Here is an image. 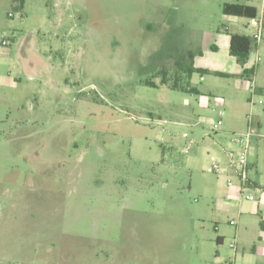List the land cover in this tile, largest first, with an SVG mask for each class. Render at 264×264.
<instances>
[{
    "label": "rangeland",
    "instance_id": "1",
    "mask_svg": "<svg viewBox=\"0 0 264 264\" xmlns=\"http://www.w3.org/2000/svg\"><path fill=\"white\" fill-rule=\"evenodd\" d=\"M226 2L264 4L0 0V264H264V92L229 50L256 28Z\"/></svg>",
    "mask_w": 264,
    "mask_h": 264
},
{
    "label": "trees",
    "instance_id": "2",
    "mask_svg": "<svg viewBox=\"0 0 264 264\" xmlns=\"http://www.w3.org/2000/svg\"><path fill=\"white\" fill-rule=\"evenodd\" d=\"M16 7L23 8L25 4V0H13ZM223 13L226 15H233L238 17H246L250 19L257 18L258 9L254 5H250L247 3L241 2H226L223 5ZM230 35V53L235 57L236 62L241 65L244 70L242 73L243 77H248L252 74L253 70L246 68V64L249 60L250 53L254 48L256 40L249 35L241 34V33H229ZM189 74H191L194 70L192 67L186 68ZM202 73L205 72L203 69H199ZM217 75H226L220 72H215ZM173 88L178 89L181 86H178L177 81H175L172 85ZM183 88V87H182ZM188 91L193 92L194 88L191 86H187ZM261 227L264 228V222H261Z\"/></svg>",
    "mask_w": 264,
    "mask_h": 264
},
{
    "label": "built area",
    "instance_id": "3",
    "mask_svg": "<svg viewBox=\"0 0 264 264\" xmlns=\"http://www.w3.org/2000/svg\"><path fill=\"white\" fill-rule=\"evenodd\" d=\"M10 16H13L12 13L9 14ZM253 24L254 26H257L259 28V30L257 32L254 33L253 38L255 40H259L261 38V27H262V20L258 19V18H254L253 20ZM12 41L11 40H4L3 44L4 45H11ZM249 84H250V88L251 89H255V82L253 79L249 80ZM260 103L262 104V100H260ZM219 123H221V121H219ZM254 137H263L261 135V133L259 132V130L254 127L253 125H250V127L248 128V130L246 131V133L240 137L239 142L240 144H248ZM233 156H235V154L233 153ZM237 157V162L233 163L236 167V172L238 174V177L241 181V186L243 189H246L249 187L250 183H252L251 181V172L253 170V166L249 161V151L248 149H242L240 151L237 152L236 154ZM215 169L219 170V165L215 164ZM229 184H232V181H229ZM245 198L248 200H252L254 199L253 194L247 193L245 195ZM232 225H235L236 222L234 220L231 221ZM231 247L235 248L236 247V243L233 242L231 243Z\"/></svg>",
    "mask_w": 264,
    "mask_h": 264
},
{
    "label": "crops",
    "instance_id": "4",
    "mask_svg": "<svg viewBox=\"0 0 264 264\" xmlns=\"http://www.w3.org/2000/svg\"><path fill=\"white\" fill-rule=\"evenodd\" d=\"M250 5H254V6H256L257 7V9H258V16H257V18L258 19H261L262 20V27H261V38L259 39V40H257V42H256V46H255V48L258 50L259 48H260V46L264 43V4H263V6L262 7H258L257 5H255V4H250ZM233 16V15H232ZM249 20H251V21H249L248 22V26H250V25H252L253 27H255L256 28V31L255 32H257L258 30H259V28L257 27V26H254V24H253V20L254 19H250L249 18ZM237 30V29H236ZM235 29H234V33H241V34H246V35H249V36H253L252 34H250V33H243V32H241V31H236ZM31 42H32V45H31V47L34 49V44H35V40H31ZM229 50H230V35H229ZM34 52V56H31L32 57V59H33V62L34 63H36L35 61H37V63H40L41 62V60H40V58H39V60L37 59L38 58V54H36V51H33ZM41 63H46L44 60L41 62ZM238 64V63H237ZM34 66H35V64H34ZM246 68H248V69H251V70H253V72H252V74H250L248 77H243L242 76V73H243V70H244V68L240 65V68H237L236 69V71H235V75H237V76H239L240 78H241V82H242V84H245V85H247L248 87H249V89H251L250 88V84H249V80L250 79H253V77L257 74V72H258V69L260 68V65L258 64L257 65V63H256V61L254 62V63H247V65H246ZM214 72H220V73H223V74H226V75H224V76H231V73L229 72V71H214ZM255 82V81H254ZM255 89L253 90V89H251V91L252 92H260V93H263L264 92V85L261 83H259L258 84V82H255ZM258 125H259V123H258ZM249 161H250V153H249ZM251 163V162H250ZM252 164V166L254 167V163H251ZM253 171V170H252ZM251 178H252V172H251ZM251 181H252V184H253V186H249V188H256V187H258L259 185H258V183H257V181H255V180H253V179H251ZM263 221V220H262ZM261 221V222H262ZM264 222V221H263ZM236 225V224H235ZM263 228V227H262ZM264 229V228H263ZM223 240H224V238L222 237V236H219L218 237V242H223ZM236 243V242H235ZM237 246V245H236ZM236 248V247H235Z\"/></svg>",
    "mask_w": 264,
    "mask_h": 264
},
{
    "label": "flooded vegetation",
    "instance_id": "5",
    "mask_svg": "<svg viewBox=\"0 0 264 264\" xmlns=\"http://www.w3.org/2000/svg\"><path fill=\"white\" fill-rule=\"evenodd\" d=\"M32 45V42L30 43V46ZM31 62H33V59H32V57H31ZM31 64H33V63H31Z\"/></svg>",
    "mask_w": 264,
    "mask_h": 264
}]
</instances>
